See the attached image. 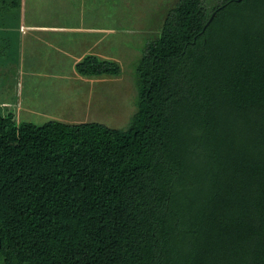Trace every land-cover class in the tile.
<instances>
[{
	"label": "trees",
	"instance_id": "trees-1",
	"mask_svg": "<svg viewBox=\"0 0 264 264\" xmlns=\"http://www.w3.org/2000/svg\"><path fill=\"white\" fill-rule=\"evenodd\" d=\"M135 82L125 131L0 108V264H264V0H179Z\"/></svg>",
	"mask_w": 264,
	"mask_h": 264
},
{
	"label": "rangeland",
	"instance_id": "rangeland-1",
	"mask_svg": "<svg viewBox=\"0 0 264 264\" xmlns=\"http://www.w3.org/2000/svg\"><path fill=\"white\" fill-rule=\"evenodd\" d=\"M178 1L22 0L19 11L0 15L5 35H13L0 41V108L36 125L127 130L136 112V66ZM88 57L117 63L121 75H80L76 65Z\"/></svg>",
	"mask_w": 264,
	"mask_h": 264
},
{
	"label": "crops",
	"instance_id": "crops-1",
	"mask_svg": "<svg viewBox=\"0 0 264 264\" xmlns=\"http://www.w3.org/2000/svg\"><path fill=\"white\" fill-rule=\"evenodd\" d=\"M21 8H23V6L21 7ZM3 28H6V25L4 26V24H3V26H0V41L1 40H6V39H10V40H12L13 39V35H12V33L10 34V35H5V31H3ZM29 28V27H28ZM30 29V28H29ZM19 30L21 31V32H23L24 31V25H21L20 26V28H19ZM24 32H27V29H25V31ZM22 42V41H21ZM77 66V65H76Z\"/></svg>",
	"mask_w": 264,
	"mask_h": 264
},
{
	"label": "water",
	"instance_id": "water-1",
	"mask_svg": "<svg viewBox=\"0 0 264 264\" xmlns=\"http://www.w3.org/2000/svg\"><path fill=\"white\" fill-rule=\"evenodd\" d=\"M241 1V0H240ZM213 19V18H212Z\"/></svg>",
	"mask_w": 264,
	"mask_h": 264
}]
</instances>
